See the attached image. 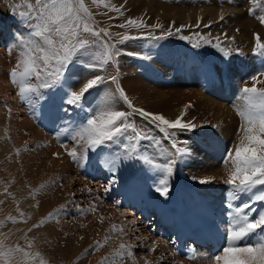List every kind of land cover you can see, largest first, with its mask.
Here are the masks:
<instances>
[{
	"label": "rangeland",
	"instance_id": "374dc122",
	"mask_svg": "<svg viewBox=\"0 0 264 264\" xmlns=\"http://www.w3.org/2000/svg\"><path fill=\"white\" fill-rule=\"evenodd\" d=\"M106 2L116 7L123 5L121 10L124 15L120 16L112 11L111 7L105 8L93 4L92 0H86L87 6L94 13L95 24L108 28L113 34H141V30L122 29L118 26L127 18H142L148 25L161 24L162 29L142 30L144 33L152 32L156 36L160 35L161 31L168 30L170 26L174 31L175 28L185 25L180 33L167 36L157 42L142 39L127 41L121 45L124 51L147 54L148 58L141 59L127 55L119 57L120 83L137 107L162 113L169 119L175 118L186 104H191L192 107L187 109L186 118L193 120L199 127L194 133L181 135L180 139L188 140L194 146L193 150L200 151L202 162L209 163L210 159L216 160V169L219 165H223V158L229 149V145L223 140H231L233 131L227 127L231 122L221 120V116L229 105L230 113L235 116L232 105L243 103L239 99L240 89L245 84L251 86L252 82L248 77L264 66L261 57L252 51L255 43L253 34L259 33L264 38V25L256 19V16L264 10V3L256 8L254 14H250L248 9L255 7L251 4V0H106ZM0 4V28H4L0 34L2 57L0 58V250L15 248L12 238L18 234L23 237L26 235L24 237L26 240L20 238L17 243L24 251L37 239L39 240V237L49 241L50 244L47 246L50 247L48 246L46 251L43 247L36 249L41 253L36 256L38 264H41V260L53 264H88L96 255L101 259L105 258L103 264H129L131 258L127 255L128 250L133 253L131 257L134 259V264H146V262L147 264H208L210 258L224 243L222 233L227 221L226 205L230 199L227 191L225 192L226 188L222 189L226 195L218 192L214 194L209 189L217 184L199 185L186 177L184 175L186 170L182 169L184 161H181L171 178L170 191L165 197L154 190L155 171L132 160L122 164L114 174L116 183L105 192L104 189L109 187L113 174L104 167L103 161L114 153L115 146H108L96 152L89 151L88 158L83 161L84 167H80L66 152V149L70 150L75 145L74 141L68 138L65 129H74L84 117V111L65 105L67 114L56 109L51 112L50 101L42 105L41 110L45 111L39 110L37 114H31L30 108L27 110L23 108L22 111L23 104L21 105L20 101L16 103L18 107L21 106L20 112L13 110V101L15 102L19 95L17 86L11 83L9 72L15 66L18 49H12L11 52L8 50L15 43L14 35L25 31V26L21 22L23 18L18 12L26 11L27 8L24 6V0H1ZM212 4L220 10V13L214 18L201 12L198 15L202 17L199 27L195 26L198 17L194 22L190 18L184 19L183 15L179 17L175 14L183 8H200ZM154 9L163 11H160L158 16H154ZM221 14L224 16L223 20L219 18ZM206 24L210 26L204 27ZM259 27L262 29H258ZM195 33L212 40L213 44L219 37L221 46L230 55L225 56L212 44H204L203 40H199V37L194 35ZM225 34L235 39H226ZM182 36H187L189 39H182ZM113 39L117 37L113 35ZM198 40L200 47H193ZM237 48L240 52L234 51ZM221 69L224 71L221 72ZM106 74L115 75L116 69L110 66ZM67 75L66 87L77 91L86 79L90 78L88 70L79 64L73 65ZM213 80L217 81L215 91L210 87ZM6 84L16 86L15 92L6 91ZM257 87L264 85L257 84ZM185 90L188 92L181 93ZM105 91L106 88L102 86L86 94L85 110L99 105ZM45 93L49 94L46 90ZM55 95L60 96V93L57 91ZM51 101L57 100L52 98ZM40 116L42 123L39 120ZM63 116L64 121L71 119L72 125L66 121L59 122L63 120L61 119ZM2 118L4 122H1ZM48 118L51 119L49 122ZM45 119H47L46 125ZM52 119H57L58 122ZM237 122L240 124L239 117L236 118L234 131L236 140L239 134ZM27 123L32 127L27 126ZM135 123L149 136L159 140L163 148L169 147L168 142L152 125L139 117L135 118ZM53 145L60 146L62 151H59L60 154L68 159L69 167L63 171L48 170L49 153L52 152ZM140 147L147 149L150 154L153 151L148 140L141 141ZM216 169L212 168L209 173L216 175L217 179L223 178L219 181L226 180L223 177L225 172L219 175ZM205 191H207L206 196L204 194L201 196L204 201H208L209 196H221L220 209L209 208L202 204L198 193ZM210 192H213V195ZM135 198H138L140 204L134 202L137 208L140 207L138 210L130 208ZM182 204L185 206L183 210L180 206ZM61 206H64L63 209L55 214ZM255 206L258 210H264V204L257 203ZM124 209L132 211V215L124 213ZM116 211H119L120 217L124 216L123 219L135 218L136 224H128L129 231L122 225L115 226L118 223H113L114 215L111 213L114 214ZM50 213L54 214L51 218H49ZM33 225L39 226L33 228ZM28 228L36 233L31 234ZM190 235L203 239L201 240L203 243L198 244V241L192 239L195 242L190 246ZM158 241H163L167 246L163 249L153 247ZM206 241L209 244L207 248L204 246L207 244ZM97 242L100 243L99 247H96ZM121 244L129 247L121 250ZM51 246L53 248L49 249ZM154 248L155 251H149ZM120 251H124L125 254L118 255ZM199 253L205 254L206 258L200 259ZM18 254L12 252L7 258L0 257V264H29L28 258L33 256V253L28 257ZM74 256L76 261L72 259ZM193 256L196 259H192Z\"/></svg>",
	"mask_w": 264,
	"mask_h": 264
},
{
	"label": "snow or ice",
	"instance_id": "6c2138e0",
	"mask_svg": "<svg viewBox=\"0 0 264 264\" xmlns=\"http://www.w3.org/2000/svg\"><path fill=\"white\" fill-rule=\"evenodd\" d=\"M92 3L105 8L111 7V10L120 16L124 15L121 10L123 5L116 7L106 0H92ZM262 3L264 0H251L255 7H250L249 13L254 14ZM24 6L27 10L19 11L18 15L23 18L21 22L25 31L14 35L15 43L8 50H19L15 66L9 72L11 83L18 88L19 98L31 105L34 99L44 98L42 90H48L50 95H55L58 91L60 97L56 105L57 111L67 114L64 107L67 105L85 112L74 129H65L68 138L76 145L83 142V149L78 153L77 148L73 147L66 149V152L74 162L84 167L83 161L88 158L89 151L96 152L108 146H115L114 153L103 161L104 167L113 174L109 187L104 189L105 192L116 183L114 174L122 164L135 160L155 171L154 190L166 197L177 165L181 161L194 158L187 140H181L180 137L185 133H194L199 125L186 118L187 109L192 107L191 104H186L172 119L162 113L137 107L120 83L118 58L127 55L147 59V54L124 51L120 46L131 40L147 39L157 42L180 33L185 25L175 28L174 31L170 26L168 30L161 31L160 35L156 36L152 32L144 33L142 30L162 29L161 24L148 25L142 18H127L118 26L122 29L141 30V34H113L108 28L95 24L94 13L87 6L86 0H24ZM219 18L223 20L224 16L221 14ZM256 19L264 25V10ZM201 21L202 17H198L195 26L199 27ZM209 26L204 25L206 28ZM113 35L117 39H113ZM194 35L203 40L204 44H212L225 56L230 55L221 46L219 37L213 44L212 40L200 33ZM253 35L255 43L252 51L261 57V63L264 65V38L259 33ZM181 38L189 39L187 36ZM225 38L235 39L227 37L226 34ZM199 40L193 47H200ZM234 51L240 52V49ZM76 64L86 68L90 76L78 91L66 87L67 74ZM110 66L116 69L115 75L106 74ZM248 79L252 82L251 86L245 84L240 89L239 99L243 103L233 106L240 119L238 142L227 150L222 161L224 165H230L227 168V179L223 181L230 198L226 205L227 221L222 233L224 243L210 258L209 264H264V210H258L255 206L257 203L264 204V87H257V84L264 85V66ZM102 86L106 88L102 102L95 108L85 110L86 94ZM136 117L152 125L168 142L169 147L163 148L159 140L140 129L135 123ZM143 140L149 141L153 149L151 154L147 149L140 147ZM191 179L200 184H210L215 177ZM63 207L61 206L55 214ZM53 215L50 213L49 218ZM113 228L115 230V226ZM99 246L100 243L97 242L96 247ZM128 247L125 244L120 245L121 250ZM12 252L29 256L17 245L14 249L0 250V257L7 258ZM124 254V251L118 252L120 256ZM39 255L36 253V256ZM127 255L131 257L133 253L128 250ZM191 258L196 259L195 256ZM41 264L45 262L41 260Z\"/></svg>",
	"mask_w": 264,
	"mask_h": 264
},
{
	"label": "bare ground",
	"instance_id": "6f19581e",
	"mask_svg": "<svg viewBox=\"0 0 264 264\" xmlns=\"http://www.w3.org/2000/svg\"><path fill=\"white\" fill-rule=\"evenodd\" d=\"M1 1V0H0ZM19 1V0H18ZM7 2H9V1H7ZM214 3V2H213ZM4 4V3H3ZM9 4V3H8ZM1 5V4H0ZM17 5V4H16ZM3 6V5H2ZM2 6H1V8H2ZM4 10V9H3ZM12 10V9H11ZM160 11H163V10H157V9H154V16H158V14L160 13ZM166 14H168V12L167 11H164ZM201 12H204V13H206L207 15H210V16H213L214 18L220 13V10L219 9H216V7L215 6H213V4L212 5H209V6H202V7H200V8H183L182 10H178L175 14H178L179 15V17H180V15H183V17H184V19H187V18H190L191 19V21H196V18L197 17H199L198 15L201 13ZM5 13V12H4ZM3 13V14H4ZM182 18V17H181ZM258 29H262L261 27H259ZM4 30V28H0V34H2V32L1 31H3ZM17 31H19V30H17ZM11 39V38H10ZM14 40V39H13ZM14 42V41H13ZM4 51V50H3ZM6 51V50H5ZM4 51V52H5ZM19 51V50H18ZM4 55V54H3ZM7 57H9V56H7ZM0 58H2L1 57V55H0ZM15 58V57H14ZM1 60V59H0ZM12 60V59H11ZM8 62H10V61H8ZM8 65H9V63H8ZM10 68V67H9ZM6 71V70H5ZM217 80V79H216ZM214 81V80H213ZM217 83V81H214L212 84H210V87L211 88H213V91H215L217 88H215L216 87V84ZM10 84H6V91L8 90L9 92H11V91H13V92H15L14 90H15V88H16V86H11ZM124 86H126V84H124ZM218 87V86H217ZM11 89V90H10ZM43 91V90H42ZM46 91H48V90H46ZM44 93H45V90L43 91ZM188 91L187 90H185V91H182L181 93H187ZM47 94L45 93L44 94V96L47 98V96H49V98H50V94H48L47 96H46ZM42 98V99H34L33 100V102H32V104L30 105L28 102H26V101H23V100H19V97H18V99H17V97H16V100H15V102L13 101V103H14V108H13V110H18L19 112H20V110H21V106L20 107H18L17 106V102L18 101H20L21 102V105L23 104V106H22V111H23V108H24V110L26 109H29L30 108V113L32 114V113H36V112H38L39 110H41L42 109V105L45 103V102H47V101H50V105H52L51 107H50V111L52 112H54V110L56 109V105L59 103V97L60 96H56V95H53L52 96V98H53V100H57V101H51V99L52 98ZM14 98V97H13ZM46 104V103H45ZM11 105H12V103H11ZM234 105H232V107H233ZM12 107V106H11ZM230 105L226 108V110L224 111V113H223V115L221 116V120H224L225 122H231V125H228L227 127H230L231 128V131H233V135H231V137H230V139L231 140H223L224 141V143L225 144H227V145H229V148H231L235 143H237L238 142V140H236L235 138V134H234V131L236 130V118L238 117V115H236L237 114V112H236V110H234L235 111V116H232V114L230 113ZM49 108V107H48ZM234 108V107H233ZM4 110H6L5 109V107H4ZM12 110V109H11ZM44 110V109H43ZM43 110H41V111H43ZM45 111V110H44ZM13 113V112H12ZM26 113V112H25ZM61 113V112H60ZM27 114V113H26ZM37 114V113H36ZM36 114H34V115H36ZM39 114V113H38ZM61 116V115H60ZM31 117H33V116H31ZM37 117V116H36ZM58 118H59V116H57ZM62 117V116H61ZM68 117V116H67ZM236 117V118H235ZM35 118V117H34ZM33 118V119H34ZM38 118V117H37ZM37 118H35V119H37ZM57 118V119H58ZM57 119H52V121L53 120H57ZM61 119H63V120H59V122L60 121H64V116H63V118H61ZM39 120H41V123L43 122V120H42V117L40 116V119ZM51 120V119H50ZM49 120V118H48V122L50 121ZM58 120H57V122H58ZM68 120V119H67ZM70 120L71 119H69V121H66V123H70ZM35 120H33V122H34ZM45 121V125H46V121H47V119H45L44 120ZM65 121H64V123H65ZM1 122H4V118H2V121ZM39 122V121H38ZM51 123V122H50ZM238 123V122H237ZM37 124H39V123H37ZM239 124V123H238ZM44 125V124H43ZM69 125V124H68ZM70 125H72L71 123H70ZM233 125V126H232ZM27 126H29V127H32L31 126V124L30 123H27ZM220 128L221 129H223L221 126H220ZM56 129H58V128H56ZM227 131H230V130H227ZM60 132V131H59ZM58 132V133H59ZM62 132V131H61ZM59 138V137H58ZM187 143H188V146L190 147V148H194V146L187 140ZM74 145H75V147L77 148V151L79 152V150H82L83 149V142L80 144V145H76L75 144V142H74ZM54 146V145H53ZM61 147L60 146H54L53 147V149H52V152H50L49 153V160H50V163H49V165L47 164V166H49L48 167V170L50 169V170H55V171H58V169H62L61 171H63V169H65V168H67V167H69L68 166V159L66 160L65 158H64V156H62L60 153L62 152L61 150ZM203 149V148H202ZM59 151H61V152H59ZM192 151H193V153H194V158L193 159H190V160H187V161H184V167L182 168L183 170H186V172H185V176L186 177H189L190 179L192 178V177H197V178H206V177H215V180L212 182V183H210V184H200V183H198L199 185H211V184H217L214 188H210L209 190L210 191H213L214 192V194H215V192H218V193H224V192H222V189L225 187L226 188V190H225V192L227 191V186L223 183V181L224 180H222V181H219L220 179H223V178H218L217 179V176L216 175H213V174H211V173H209V171L212 169V168H214V169H216V164H217V161L215 160V161H212L211 159H210V162L209 163H206V162H202V158L200 157V151L199 150H193L192 149ZM54 153L55 154H58V155H54ZM60 154V155H59ZM212 157H214V155H212ZM64 162V163H63ZM228 167H230V165H219V167L216 169V173L217 174H221L222 172H225V174H224V178L225 179H227V175H228V172H227V168ZM191 180H193V179H191ZM193 181H195V180H193ZM112 189H114V188H112ZM140 189V187L138 188V190ZM213 192H210V194L211 195H213ZM207 194V191H205L204 193L203 192H201V193H198L199 194V196H198V198L199 199H201V196L204 194L205 196H206V194ZM195 194H197V192H195ZM210 194H208V195H210ZM221 194V195H222ZM225 194V193H224ZM226 195V194H225ZM203 199V198H202ZM201 199V202H202V204L204 203L207 207H209V208H217V209H220L219 207L221 206V204H222V200H221V196L219 197H216V196H209V197H207V199H208V201H204V200H202ZM40 201H41V199H40ZM215 201H217V202H215ZM98 202H100V201H98ZM134 202H138V198H135L134 200H133V202L130 204V208H134V209H136V210H138L139 208H137L136 207V205H134ZM97 204V203H96ZM138 204H139V202H138ZM129 205V204H128ZM140 205V204H139ZM181 206V209L183 210V208H185V206H183V204L182 205H180ZM96 207V206H95ZM16 209V208H15ZM14 209V210H15ZM114 210H116V209H114ZM119 211H116L114 214H112L111 213V215H114L113 216V223L115 224V223H118V225L117 224H115V226H120V225H122V227H128L127 225L128 224H131V225H134V224H136L135 223V221L136 220H134L133 218H132V220L131 219H123L122 217H124V216H122V217H120V214L118 213ZM132 212V211H131ZM131 212H129V210L128 209H124V213H128L127 215H132V213ZM220 214V213H219ZM119 216V217H118ZM160 217V216H159ZM115 220V221H114ZM120 223V224H119ZM37 224H39V223H37ZM121 227V226H120ZM135 227V226H134ZM32 228V227H31ZM31 228L29 229L30 231H31ZM34 228V227H33ZM32 228V229H33ZM128 229V231H129V229L130 228H127ZM126 229V230H127ZM39 230V229H38ZM33 231V230H32ZM31 231V234L32 233H36V231H34V232H32ZM30 234V233H29ZM31 234H30V236H31ZM34 235V234H33ZM26 236V235H25ZM24 236V237H25ZM29 236V235H28ZM44 236V235H43ZM23 237V235H18V234H16L13 238H12V241H13V243L15 242V245L14 246H17L18 244V241H20V238H24ZM45 237V236H44ZM29 238V237H28ZM37 238V237H36ZM35 238V239H36ZM193 240H196V241H198V244H199V242H202L203 243V241H201V240H203V239H201V238H198V237H196V236H192L191 237ZM25 239V238H24ZM26 240V239H25ZM193 240H189L190 241V246H192V245H194V241ZM167 242V241H166ZM20 243V242H19ZM55 243H56V241H55ZM205 243V242H204ZM206 243H208L207 241H206ZM33 245L32 246H30L29 247V249H26L25 250V252H27L28 254H32L33 253V256H30V258H28V262H29V264H38L37 262V260H38V258H36V253H39V254H41L39 251H37L36 249H39L40 247H43L44 248V250L46 251L47 249H48V246H47V244H50L49 243V241L47 240V239H44V238H40L39 237V240L37 239V241L34 243H32ZM35 244V245H34ZM155 244V243H154ZM153 244V247H155V248H158V249H163L164 247H166L167 245L163 242V241H158L155 245ZM37 245H39V246H37ZM56 248H57V245L55 244L54 245ZM143 246H144V244H143ZM37 247V248H36ZM50 247V246H49ZM210 247V246H209ZM53 247L51 246V248H49V249H52ZM55 248V249H56ZM155 248H154V251H155ZM14 249V248H13ZM41 249V248H40ZM160 251V250H159ZM52 252V251H51ZM162 252V251H161ZM16 253V252H15ZM46 253V252H45ZM44 253V254H45ZM48 253V252H47ZM75 253V252H74ZM77 253V252H76ZM164 253V252H163ZM202 253V252H201ZM43 254V255H44ZM200 254V253H199ZM19 256H23L24 254L23 253H19L18 254ZM17 255V256H18ZM61 255V254H60ZM72 256L74 255L73 253L71 254ZM51 256V255H50ZM200 256H201V258L200 259H205L206 258V255L205 254H200ZM130 257V256H129ZM134 257V256H133ZM131 258V260H129L128 258H127V260H129V264H134V262H133V260L134 259H132V257H130ZM47 259V258H46ZM73 260H75L76 261V258H75V256L72 258ZM103 259H105V258H103ZM103 259H101V258H99L97 255L96 256H94L93 257V260H92V262H91V260H90V262L91 263H88V264H103ZM48 260H49V257H48ZM70 260V259H69ZM126 260V261H127ZM52 261V260H51ZM73 262V261H72ZM94 262V263H93ZM208 262V261H207ZM126 263V262H125ZM136 263V262H135ZM27 264V263H26ZM45 264H53V263H48V262H45ZM105 264V263H104ZM208 264H209V262H208Z\"/></svg>",
	"mask_w": 264,
	"mask_h": 264
}]
</instances>
